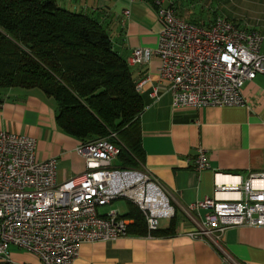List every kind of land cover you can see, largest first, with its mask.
<instances>
[{
  "label": "built area",
  "instance_id": "2783aa9c",
  "mask_svg": "<svg viewBox=\"0 0 264 264\" xmlns=\"http://www.w3.org/2000/svg\"><path fill=\"white\" fill-rule=\"evenodd\" d=\"M154 3L161 23L158 45L136 47L128 59L130 66H136L159 57L151 97L157 101L170 93L174 107L250 108L243 88L264 74L261 31L223 17L198 24L178 15L167 0ZM146 81L137 83L140 92ZM113 139H118L116 133L82 141L77 150L85 158L84 172L58 181L57 158L39 159L36 138L0 130V257L8 256L15 245L44 264H74L81 243L129 234V217L117 209L99 210L121 198L139 207L149 231L158 229L161 219L176 216L170 195L155 174L143 166L115 163L121 149ZM209 166L205 148L199 147L195 169L200 172ZM227 184L216 180L214 195L185 208L196 224L191 236L206 237L221 250V235L227 228L264 227V173H253L245 182L237 176ZM227 190L239 195L219 196ZM201 210L206 213L201 215Z\"/></svg>",
  "mask_w": 264,
  "mask_h": 264
},
{
  "label": "crops",
  "instance_id": "0c3cea01",
  "mask_svg": "<svg viewBox=\"0 0 264 264\" xmlns=\"http://www.w3.org/2000/svg\"><path fill=\"white\" fill-rule=\"evenodd\" d=\"M72 1L59 5L96 18L127 62L134 48L157 47L161 23L154 1ZM167 3L176 6L174 0ZM159 65L155 56L147 64L129 66L137 83L147 80L140 92L145 103L139 117L145 151L142 166L166 188L176 209V224L170 228L172 218H163L159 229L167 233L129 232L112 241L83 242L74 264H264L263 226L227 228L221 235V250L206 237L191 236L196 224L185 211L190 204L214 195L216 180L228 185L237 176L245 182L253 173H264V74L244 85L250 108L174 107L170 93L157 101L150 95L158 82ZM2 98L0 130L36 138L39 159L57 158L58 181L84 172L85 158L77 150L82 141L58 124L53 97L37 87H10L3 90ZM199 147L205 148L210 163L200 172L194 167ZM238 195L235 190L219 194L230 198ZM199 212L204 215L206 210ZM129 219L131 225L134 219ZM0 264L44 263L34 253L11 245L9 255L0 257Z\"/></svg>",
  "mask_w": 264,
  "mask_h": 264
},
{
  "label": "trees",
  "instance_id": "16d2710c",
  "mask_svg": "<svg viewBox=\"0 0 264 264\" xmlns=\"http://www.w3.org/2000/svg\"><path fill=\"white\" fill-rule=\"evenodd\" d=\"M10 87L40 88L55 99L58 124L67 133L83 142L116 133L119 165L144 164L143 96L96 18L58 0H0V105ZM128 204L129 232L167 233L149 231L143 212ZM175 224L176 216L170 228Z\"/></svg>",
  "mask_w": 264,
  "mask_h": 264
},
{
  "label": "rangeland",
  "instance_id": "374dc122",
  "mask_svg": "<svg viewBox=\"0 0 264 264\" xmlns=\"http://www.w3.org/2000/svg\"><path fill=\"white\" fill-rule=\"evenodd\" d=\"M66 1L58 0L59 4ZM73 0L72 2H76ZM81 1V0H80ZM177 13L182 18L198 24H210L216 17L228 18L246 27H255L264 34V0H174ZM119 164L118 161L115 162ZM117 209L124 215L129 211L128 201L124 198L112 204L99 207L103 213Z\"/></svg>",
  "mask_w": 264,
  "mask_h": 264
}]
</instances>
